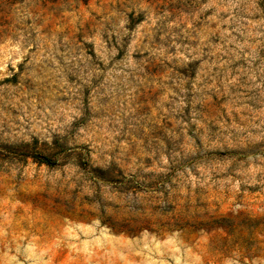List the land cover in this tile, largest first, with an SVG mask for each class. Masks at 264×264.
<instances>
[{"label": "rangeland", "instance_id": "1", "mask_svg": "<svg viewBox=\"0 0 264 264\" xmlns=\"http://www.w3.org/2000/svg\"><path fill=\"white\" fill-rule=\"evenodd\" d=\"M0 264H264V0H0Z\"/></svg>", "mask_w": 264, "mask_h": 264}, {"label": "trees", "instance_id": "2", "mask_svg": "<svg viewBox=\"0 0 264 264\" xmlns=\"http://www.w3.org/2000/svg\"><path fill=\"white\" fill-rule=\"evenodd\" d=\"M37 143L38 140L35 139L32 144H30V152H25V154L34 157L40 163H46L49 165L55 164L56 160L53 158L54 154L48 152L49 150L38 147Z\"/></svg>", "mask_w": 264, "mask_h": 264}]
</instances>
